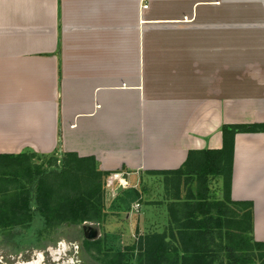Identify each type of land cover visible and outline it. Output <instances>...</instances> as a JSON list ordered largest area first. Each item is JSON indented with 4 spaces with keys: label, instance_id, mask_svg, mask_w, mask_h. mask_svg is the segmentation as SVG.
<instances>
[{
    "label": "crops",
    "instance_id": "0c3cea01",
    "mask_svg": "<svg viewBox=\"0 0 264 264\" xmlns=\"http://www.w3.org/2000/svg\"><path fill=\"white\" fill-rule=\"evenodd\" d=\"M256 123L264 0H0V155L94 157L129 173L119 193L135 187L148 219H170L160 173L192 176L225 125ZM208 185L225 200L222 176ZM231 198L251 203L264 243V132L236 134Z\"/></svg>",
    "mask_w": 264,
    "mask_h": 264
},
{
    "label": "trees",
    "instance_id": "16d2710c",
    "mask_svg": "<svg viewBox=\"0 0 264 264\" xmlns=\"http://www.w3.org/2000/svg\"><path fill=\"white\" fill-rule=\"evenodd\" d=\"M222 131L223 149L205 151L216 155L197 162L192 176L183 169L160 173L165 176L170 215L162 230L146 231L115 252L105 250L102 239L84 240V248L97 264H132L134 259L136 264H264V243L252 236L251 203L231 198L235 136L264 132V124H227ZM37 156L31 152L0 155V232L18 228V236L25 237L35 226L31 238L36 245L68 222L101 223L109 209L120 212L106 185L111 172L100 169L94 157L68 152L37 164L33 161ZM211 176L224 178V201H208ZM192 182L198 189L185 199L179 190L172 192ZM213 211L221 219L211 215Z\"/></svg>",
    "mask_w": 264,
    "mask_h": 264
},
{
    "label": "rangeland",
    "instance_id": "374dc122",
    "mask_svg": "<svg viewBox=\"0 0 264 264\" xmlns=\"http://www.w3.org/2000/svg\"><path fill=\"white\" fill-rule=\"evenodd\" d=\"M33 161L36 162L37 164H41L42 162H45V158L36 157L33 159ZM59 163L60 161H58L57 164ZM45 167H49V165L45 164ZM116 196L113 198V201L117 205H119L120 212H118L117 210L109 209L106 219L103 220L101 223L86 221L81 223L80 225L77 224L78 225V257L82 255L81 256L83 257L82 259L87 258L90 261L92 260L95 261L93 256L85 251L84 247L82 248L81 254L79 253L80 252L79 248L81 246H84L83 244L80 243H83L82 237L84 236L82 227L86 224L93 225L99 230L98 239H102L104 249L113 252L117 250H124L128 244L133 243L138 237H140L146 231L163 229V225L167 222V219H148L149 217L156 216L157 212L155 211L152 205L148 206L146 203L142 202V199L141 201H139V199L141 198L140 192L135 187H130L122 191L121 193H118ZM138 201L141 202V206L138 207L139 209L136 208L134 209L133 206ZM66 225L59 228L58 231L61 232L68 231ZM33 229H36V227L33 226L32 230L29 232L30 235L28 237H33V232H34ZM16 230L18 231L19 229L18 228L15 229V232ZM1 239H2V243H4L2 248H5L6 252H8L10 247L12 246L10 244L11 241L9 240L10 236H4ZM16 239L15 241H18V239L17 240ZM63 242L64 241L62 240V243ZM60 246L61 244L57 243L54 250L60 249L61 248ZM0 254H2L1 251ZM37 254H38L37 252H34L31 253L29 256L34 257L35 259L38 260L37 262H40L39 261L40 255ZM6 258H11L9 253L7 254ZM23 259H18V260L20 261ZM132 264H136L135 259L133 260ZM255 264H260V262L257 261Z\"/></svg>",
    "mask_w": 264,
    "mask_h": 264
},
{
    "label": "flooded vegetation",
    "instance_id": "af4514ba",
    "mask_svg": "<svg viewBox=\"0 0 264 264\" xmlns=\"http://www.w3.org/2000/svg\"><path fill=\"white\" fill-rule=\"evenodd\" d=\"M66 228L68 231H56L46 234L45 237H43L41 243H36V245L32 241L33 238L28 237L29 234H27L25 237H19L18 233L15 231L0 232L1 238L4 236H10L9 240L11 241L10 244L12 245L9 251L6 252L5 248H2L4 243H2V239L0 238V251L2 253L0 254V264H97L93 260L90 261L87 258L82 259V255L78 257V225L68 222ZM82 229L84 236L82 237L83 243L80 244H84V240H90L85 237L84 228L82 227ZM16 238L18 241H15ZM62 240L64 241L63 243ZM96 240H98V238L92 239L91 241ZM57 243L61 244V248L54 250ZM83 247L84 246H81L79 248L80 254ZM34 252H37V255H40V262H37L38 260L34 257L29 256ZM8 253L10 254L11 258H6ZM87 253L90 254L89 252ZM18 259L23 260L19 261Z\"/></svg>",
    "mask_w": 264,
    "mask_h": 264
},
{
    "label": "built area",
    "instance_id": "2783aa9c",
    "mask_svg": "<svg viewBox=\"0 0 264 264\" xmlns=\"http://www.w3.org/2000/svg\"><path fill=\"white\" fill-rule=\"evenodd\" d=\"M146 7H148V5H146ZM129 173L128 172H116L112 175H110L108 178H107V187L109 188L111 194L113 196H116V191L118 189V187L120 185H123L125 188H127L129 186V181L127 179V175ZM139 201H141V198L139 199ZM136 202L135 205L133 206V208L135 209H139L138 207L141 206V202Z\"/></svg>",
    "mask_w": 264,
    "mask_h": 264
},
{
    "label": "water",
    "instance_id": "95a60500",
    "mask_svg": "<svg viewBox=\"0 0 264 264\" xmlns=\"http://www.w3.org/2000/svg\"><path fill=\"white\" fill-rule=\"evenodd\" d=\"M124 189V186L123 185H120L116 191V195L120 192V190ZM84 228V232H85V237L87 239H97L98 236H99V230L94 227L93 225H84L83 226Z\"/></svg>",
    "mask_w": 264,
    "mask_h": 264
}]
</instances>
